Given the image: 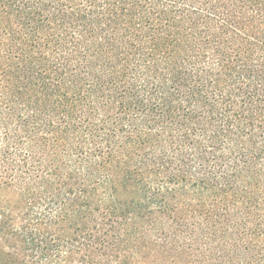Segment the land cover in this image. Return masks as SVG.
Masks as SVG:
<instances>
[{"label":"trees","instance_id":"16d2710c","mask_svg":"<svg viewBox=\"0 0 264 264\" xmlns=\"http://www.w3.org/2000/svg\"><path fill=\"white\" fill-rule=\"evenodd\" d=\"M0 264H264V0H0Z\"/></svg>","mask_w":264,"mask_h":264}]
</instances>
